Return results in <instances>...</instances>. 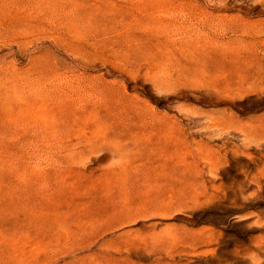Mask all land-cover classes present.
Listing matches in <instances>:
<instances>
[{
	"label": "rangeland",
	"instance_id": "rangeland-1",
	"mask_svg": "<svg viewBox=\"0 0 264 264\" xmlns=\"http://www.w3.org/2000/svg\"><path fill=\"white\" fill-rule=\"evenodd\" d=\"M0 264H264V0H0Z\"/></svg>",
	"mask_w": 264,
	"mask_h": 264
}]
</instances>
